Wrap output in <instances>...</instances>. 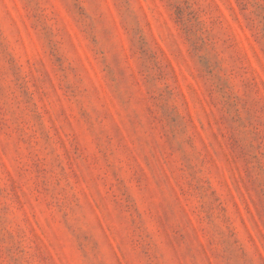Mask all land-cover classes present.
Segmentation results:
<instances>
[{
    "label": "rangeland",
    "instance_id": "rangeland-1",
    "mask_svg": "<svg viewBox=\"0 0 264 264\" xmlns=\"http://www.w3.org/2000/svg\"><path fill=\"white\" fill-rule=\"evenodd\" d=\"M0 264H264V0H0Z\"/></svg>",
    "mask_w": 264,
    "mask_h": 264
}]
</instances>
